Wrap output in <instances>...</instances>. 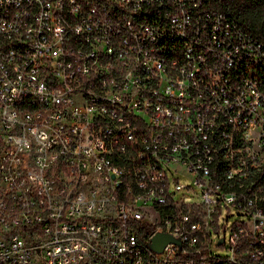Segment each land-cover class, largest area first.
<instances>
[{
    "label": "built area",
    "instance_id": "2783aa9c",
    "mask_svg": "<svg viewBox=\"0 0 264 264\" xmlns=\"http://www.w3.org/2000/svg\"><path fill=\"white\" fill-rule=\"evenodd\" d=\"M214 1L0 0V264H264V41Z\"/></svg>",
    "mask_w": 264,
    "mask_h": 264
},
{
    "label": "trees",
    "instance_id": "16d2710c",
    "mask_svg": "<svg viewBox=\"0 0 264 264\" xmlns=\"http://www.w3.org/2000/svg\"><path fill=\"white\" fill-rule=\"evenodd\" d=\"M215 5L231 15L264 41V0H215Z\"/></svg>",
    "mask_w": 264,
    "mask_h": 264
},
{
    "label": "water",
    "instance_id": "95a60500",
    "mask_svg": "<svg viewBox=\"0 0 264 264\" xmlns=\"http://www.w3.org/2000/svg\"><path fill=\"white\" fill-rule=\"evenodd\" d=\"M170 240H172V237L169 234L158 232L153 236L152 246L156 251H161L164 245Z\"/></svg>",
    "mask_w": 264,
    "mask_h": 264
},
{
    "label": "rangeland",
    "instance_id": "374dc122",
    "mask_svg": "<svg viewBox=\"0 0 264 264\" xmlns=\"http://www.w3.org/2000/svg\"><path fill=\"white\" fill-rule=\"evenodd\" d=\"M216 252H222L220 249H218L217 247H215V249H214Z\"/></svg>",
    "mask_w": 264,
    "mask_h": 264
}]
</instances>
